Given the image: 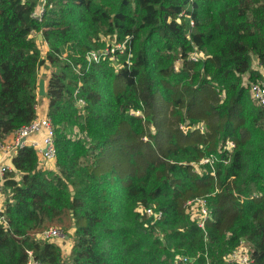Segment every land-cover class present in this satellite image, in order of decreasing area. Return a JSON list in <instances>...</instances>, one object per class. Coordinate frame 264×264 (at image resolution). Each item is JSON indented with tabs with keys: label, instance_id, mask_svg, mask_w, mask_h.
I'll return each instance as SVG.
<instances>
[{
	"label": "trees",
	"instance_id": "16d2710c",
	"mask_svg": "<svg viewBox=\"0 0 264 264\" xmlns=\"http://www.w3.org/2000/svg\"><path fill=\"white\" fill-rule=\"evenodd\" d=\"M38 5L0 0V140L37 117L46 43L60 173L31 147L14 156L0 264H227L242 241L264 264V108L249 88L264 82V0H47L42 21ZM113 44L125 47L116 64L88 63ZM78 125L86 136L73 140ZM198 199L204 230L187 205ZM66 213L68 260L38 237Z\"/></svg>",
	"mask_w": 264,
	"mask_h": 264
},
{
	"label": "built area",
	"instance_id": "2783aa9c",
	"mask_svg": "<svg viewBox=\"0 0 264 264\" xmlns=\"http://www.w3.org/2000/svg\"><path fill=\"white\" fill-rule=\"evenodd\" d=\"M47 0H39V5L36 11L33 13V17L39 21L43 20V16L46 9ZM125 47L121 44H113L105 49L98 51H92L87 54L88 63L100 62L101 60H109L116 64L118 62V55L122 54ZM200 54H192V59L197 61ZM250 95L253 102L264 108V82H252L249 83ZM47 97V96H46ZM42 98V97H39ZM37 117L28 125L13 134L12 142L0 140V191L4 189L5 175L8 171L12 170V160L17 154L18 150L23 147L33 148L39 158L40 165L55 163L57 158V149L55 145L56 130L48 117V113H43L39 107V102L36 107ZM40 136V140H33L29 143V139L33 136ZM25 139V141H23ZM226 148L232 150L234 144L228 142ZM215 161L214 156L208 157L200 163V165L211 164ZM189 212L197 219L198 226L201 229H205L207 220L211 217V212L207 207L205 199H198L191 201L187 204ZM146 214L149 217H153L156 221L161 220L163 213L149 208L146 210ZM61 231L57 228L50 227L48 230L40 234V238L48 241H54L61 239ZM178 263L186 264L190 260L184 257L176 258ZM227 264H255L251 252V247L242 241L238 248L234 249L226 258ZM37 264V263H31Z\"/></svg>",
	"mask_w": 264,
	"mask_h": 264
},
{
	"label": "rangeland",
	"instance_id": "374dc122",
	"mask_svg": "<svg viewBox=\"0 0 264 264\" xmlns=\"http://www.w3.org/2000/svg\"><path fill=\"white\" fill-rule=\"evenodd\" d=\"M39 35L37 36V38H38L37 42H38V44L41 45L40 42H42V40H43V35H42V38H39ZM45 44L46 43H43V45H45ZM40 49L42 51V56H43V58L41 60V63H40L41 68H52L50 66V64L46 60V54H47V51H48V45H47L46 48L41 45ZM67 54L68 53L64 54L63 57L66 58ZM176 66H177L178 70L182 67L180 62H178ZM48 70H49V72H46V73L42 72L40 74V79H44L45 82L46 81L48 82V80L50 79V76L52 75L51 74L52 72H55V71L57 72V69H55L54 67H53L54 71H52L51 69H48ZM261 71L263 72V70H261ZM42 98H44V97H42ZM79 105H80L81 108H84L85 102L80 100L79 101ZM82 114H84V113H82ZM80 124H82V120H81ZM68 134H69V137L73 138V140L84 139V137L86 136L85 133L81 132L80 125L73 126V127H71V126L68 127ZM38 168H40L42 171L53 172L55 174H59L60 173L56 162H55L54 166L53 165H49V164H44V165H40L39 164ZM196 170L198 172H202L203 171V169H201V166H197ZM1 195L2 196L0 198H1L2 203H5L6 195L3 194V193ZM74 224H75V220L72 217H70V215L68 213H66V214H62V215L56 214L54 224L50 225L51 227L57 228V229H59L61 231V236H62L61 239L58 240V241L54 240L53 243L57 244L58 246L60 244H62L64 246L67 245V248L62 246L63 247V249H62L63 255H64L65 259H67V260L69 259V257L72 254V249H73L74 242H75V237H76V228L74 227ZM38 237L40 238V234L38 235ZM70 245H71V248L69 249Z\"/></svg>",
	"mask_w": 264,
	"mask_h": 264
},
{
	"label": "crops",
	"instance_id": "0c3cea01",
	"mask_svg": "<svg viewBox=\"0 0 264 264\" xmlns=\"http://www.w3.org/2000/svg\"><path fill=\"white\" fill-rule=\"evenodd\" d=\"M43 47H47V45L45 44V45H42ZM253 68L255 69V70H257V71H260V73L261 74H263L264 75V70L262 69V68H260L259 67V62L257 61V59L256 58H254V60H253ZM48 69H50V68H42L41 69V71H40V74L42 73V72H49V70ZM261 70H263V72L261 71ZM249 75H246L245 76V80H246V82H248V79H249ZM48 84H49V80H48V82L46 81V88L48 87ZM39 107L41 108V111L43 112V113H48V111H49V99H48V97H44V98H40L39 99ZM13 134L12 135H10L9 137H7V139L5 140V141H7V142H12V140H13ZM33 140H40V136H38V135H36V136H33V137H31L28 141H29V143L31 142V141H33ZM49 165H55V163H50ZM11 166H12V168H13V164L11 163ZM17 178L18 179H20V175L19 174H17ZM0 192H2V191H0ZM2 193H0V197L2 196L1 195ZM4 207V203H2V201H1V198H0V208H3ZM58 240H60V239H57V241ZM62 249H63V247L62 246H64V245H62V244H60L59 245ZM64 247H66L67 248V245L66 246H64ZM71 248V245H70V247H69V249Z\"/></svg>",
	"mask_w": 264,
	"mask_h": 264
},
{
	"label": "water",
	"instance_id": "95a60500",
	"mask_svg": "<svg viewBox=\"0 0 264 264\" xmlns=\"http://www.w3.org/2000/svg\"><path fill=\"white\" fill-rule=\"evenodd\" d=\"M39 38H42V34L39 35ZM38 96L39 97H46L47 96L46 82L44 79H40V81H39ZM23 141H25V139Z\"/></svg>",
	"mask_w": 264,
	"mask_h": 264
}]
</instances>
